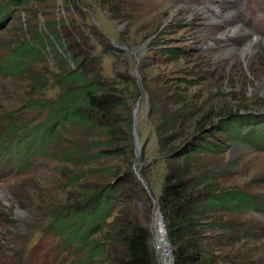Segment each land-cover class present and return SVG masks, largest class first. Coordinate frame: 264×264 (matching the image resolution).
Wrapping results in <instances>:
<instances>
[{"label": "rangeland", "instance_id": "1", "mask_svg": "<svg viewBox=\"0 0 264 264\" xmlns=\"http://www.w3.org/2000/svg\"><path fill=\"white\" fill-rule=\"evenodd\" d=\"M9 1L0 0V4ZM252 1L264 7V0ZM252 1L248 5L247 0H110L109 6L102 0H28L24 5L9 4L7 13L0 15V123H41L53 107L51 103L60 96L53 75L62 63L75 71L71 60L74 56L83 58L85 67L102 77L125 72L128 63L127 74L135 80L141 95L135 130L142 148L135 169L150 196L158 200L164 164L157 154L148 93L161 103L158 111L180 113L186 117L187 125L196 120L190 113L200 110L201 123L205 125L203 138L214 151L193 157L198 159L201 170L211 173L217 187L249 195L250 201L233 210L227 207L209 214L218 225L210 230L206 227L203 245L214 249L216 264H264V135L260 140L258 130L249 131L245 141L241 136L244 129L229 136L219 128L221 123L216 118L217 114H234L241 118L243 127L264 128V50L257 48L248 56L246 44L238 45L234 53L227 44L210 45L219 21H224L220 15L238 17L248 37L255 31L252 27L247 30L244 16ZM38 3L39 14L35 10ZM215 16L218 19L213 20ZM256 17H264V10ZM54 20L65 22L68 33L61 28L59 32L66 46L57 45L46 33L45 24ZM36 33H44L43 44L31 41ZM28 39L40 48L42 56L38 64L23 57L22 69L12 71L11 64L21 58L17 51ZM112 43L127 51L113 49ZM168 49L176 53H169ZM133 53L139 55L138 66ZM248 60L250 64L246 65ZM39 69L48 77L42 87L24 82L26 77L36 78L31 72ZM28 92L35 93L33 101L48 102L49 106L30 109L25 101ZM182 107H186L184 111ZM251 116L253 124L246 119ZM61 129L41 152L35 145V159L24 173L13 175L12 168H0V264H77L82 259L81 264H112L118 255L116 247H106L101 257L72 253L68 248L61 251V233L48 229L52 217L69 218L82 183L98 189L113 182L108 173L102 172L110 167L109 161L108 165H101L94 160L85 166L86 160L80 158V152L93 151L89 144L96 135L88 138L76 125ZM8 141L11 140L0 139V150H5L6 156L10 148L16 147ZM188 141L201 142L192 138ZM3 172H8L9 181ZM81 173L83 178L76 181L75 176ZM112 205L111 217L92 237L104 247V232L116 221L120 208L118 200L114 199ZM155 208L146 196L137 203L140 218L149 212V231L152 219L154 225ZM220 225L229 229L223 230ZM151 235L156 254L160 243L154 242L158 240ZM156 257L160 264L158 252Z\"/></svg>", "mask_w": 264, "mask_h": 264}, {"label": "trees", "instance_id": "2", "mask_svg": "<svg viewBox=\"0 0 264 264\" xmlns=\"http://www.w3.org/2000/svg\"><path fill=\"white\" fill-rule=\"evenodd\" d=\"M102 1L110 5V0ZM26 2L28 0L2 2L0 14H6L9 4L24 5ZM40 5L41 3H38L35 6L37 14ZM64 23V20H54L44 26L51 40L59 46H66L59 32L61 28L64 33H68ZM42 35L44 33L34 34L31 41L36 45L43 44ZM67 44H70V41H67ZM39 50L40 48H35L28 39L17 51L21 58H16L11 64L12 71L22 69V59L26 56L38 64L37 60L42 56ZM167 51L176 53L173 49ZM71 60L76 66L75 71L63 67L62 63L61 69L53 75L60 88V96L57 101L51 103L53 107L46 118L33 126L30 123H22L23 120L9 121L7 124L2 122L0 139H11L18 153L31 155L35 145L40 147L39 150L45 149L61 127L64 131L66 126L76 125L88 134V138L91 134L96 137L99 135L98 138L93 136L90 139L89 145L93 151L89 153L87 149L80 152V158L86 160L85 166L94 160L101 165H108L110 162V167L102 172L108 173L113 182L97 187L98 189L82 183L77 188L81 193L75 196L72 202L69 218L52 217L48 229L61 233V251L68 248L72 253L79 251L84 256L101 257L106 247V250L116 247L118 255L113 257L112 264H159L150 243L149 212L140 218L136 211L137 203L143 202V196L149 201L132 170V109L140 96L139 88L135 80L127 74L128 63H125V72L102 77L99 72L91 73L85 67L87 62L83 61V58L74 56ZM28 73L29 71H26V75ZM31 74L37 75L36 78L26 77L25 83L32 82L42 87L47 82L48 77L42 69ZM34 95V92H28L25 99L30 109L49 106L48 102L33 101ZM147 101L151 106L157 154L164 164V176L157 203L171 246L173 264H216L214 249L203 245V232H206V227L210 230L215 228L216 224L211 221L209 214L227 207L233 210L237 208L236 205L250 201L249 195L217 187L211 173L201 170L198 159L193 157L214 151V147L203 138L205 125L201 123L203 118L200 110L190 113L196 120L187 125L186 117L180 116V113L158 111L161 103L149 93ZM185 108L182 107L181 110L184 111ZM216 118L221 123L219 128L229 136L236 135L240 128H243L241 118L237 115L217 114ZM2 120L0 118V122ZM247 133L246 131L244 134ZM245 135L243 138L248 141ZM191 138L201 142L191 143L188 141ZM183 144L185 146H182ZM83 175H76L75 180L79 181ZM114 199L119 201V217L117 216L116 221L105 230L104 247L98 244V240L92 241V237L111 217L110 209ZM220 227L223 230L229 229V226L225 225ZM83 260L77 264L83 263Z\"/></svg>", "mask_w": 264, "mask_h": 264}, {"label": "bare ground", "instance_id": "3", "mask_svg": "<svg viewBox=\"0 0 264 264\" xmlns=\"http://www.w3.org/2000/svg\"><path fill=\"white\" fill-rule=\"evenodd\" d=\"M216 11H217V14L219 16V10L217 9ZM210 15H212V14H210ZM220 17L221 18L223 17L224 21H222V22L219 21V26L217 27L216 31L214 32V38L212 39V43H210V45L215 46V45H220V44H227L230 47V52L234 53L237 51L238 45L246 44L245 46L250 51L248 56L255 53V50L257 48H262L264 50V37L260 36L257 39H253L251 36L248 37V33L244 30L243 24H241L238 17H236L235 15H229V16L220 15ZM216 18H217V16H215V18L213 17V20ZM211 19L208 22L209 25L212 22ZM237 39H239V40L237 41ZM207 47H209V45H207L206 48ZM250 59H251V57H250ZM249 64H250V60H248L246 62V65H249ZM140 152H141V150H140ZM154 212H155V214H154V225L151 227V233L153 234V238L158 240L160 243V245L158 247L159 262H160V264H171V254H170L169 244H168V242L166 240V236L163 234V232L159 231V228L161 227V225L159 224L160 213L158 212V210L156 208H155Z\"/></svg>", "mask_w": 264, "mask_h": 264}, {"label": "water", "instance_id": "4", "mask_svg": "<svg viewBox=\"0 0 264 264\" xmlns=\"http://www.w3.org/2000/svg\"><path fill=\"white\" fill-rule=\"evenodd\" d=\"M111 47L117 51H122V52H126L127 50L124 47L121 46H117L115 44H111ZM133 55L135 56L136 60H137V66L139 65L138 62V54L137 53H133ZM134 74L136 76V78L139 77L137 70L135 69ZM141 98V95L139 96V98L137 99V101L134 104V107L132 109V122H131V134H132V141H133V148H134V159H133V165H132V170L134 173L135 178L137 179V181L139 182L140 186L146 191V193L148 194L151 202H152V207L154 208V206H156V209L158 210V212L160 213V209L159 206L157 205V201H155L149 193V190L147 188L146 183L144 182V180L142 179V177L140 176V174L138 173V171L135 169V167L137 166V162H135L136 159H138L141 155L140 150L142 148V145L139 143V134L136 132L135 127L137 124V112L139 109V100ZM149 162V161H148ZM153 210V209H152ZM153 225V219H152V223L150 225V231H151V227ZM166 232V230H164Z\"/></svg>", "mask_w": 264, "mask_h": 264}, {"label": "built area", "instance_id": "5", "mask_svg": "<svg viewBox=\"0 0 264 264\" xmlns=\"http://www.w3.org/2000/svg\"><path fill=\"white\" fill-rule=\"evenodd\" d=\"M159 224L161 225V227L159 228V231L163 232V234L166 236V240H167V242H168V244H169V247H170V254H171V264H173V256H172V252H171V246H170V243H169V241H168V239H167L166 232L164 231V230H166V229H165V224H164V222H163V219H162L161 213H160V221H159ZM150 233H151V231H150ZM151 236H152V235H151ZM152 240H153V239H152ZM153 241H154V240H153ZM154 242H159V241H154ZM154 248H155V247H154ZM155 251H156V255H157V252H158L157 248H155Z\"/></svg>", "mask_w": 264, "mask_h": 264}]
</instances>
